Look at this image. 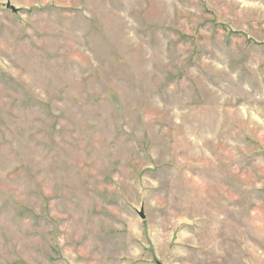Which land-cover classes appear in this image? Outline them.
<instances>
[{
  "label": "rangeland",
  "instance_id": "rangeland-1",
  "mask_svg": "<svg viewBox=\"0 0 264 264\" xmlns=\"http://www.w3.org/2000/svg\"><path fill=\"white\" fill-rule=\"evenodd\" d=\"M157 263L264 264V0H0V264Z\"/></svg>",
  "mask_w": 264,
  "mask_h": 264
},
{
  "label": "water",
  "instance_id": "water-1",
  "mask_svg": "<svg viewBox=\"0 0 264 264\" xmlns=\"http://www.w3.org/2000/svg\"><path fill=\"white\" fill-rule=\"evenodd\" d=\"M7 7L11 8L12 10H16V8L13 5H11L10 3H7ZM140 216L143 217V213L142 212H140ZM157 264H160V263H157Z\"/></svg>",
  "mask_w": 264,
  "mask_h": 264
}]
</instances>
